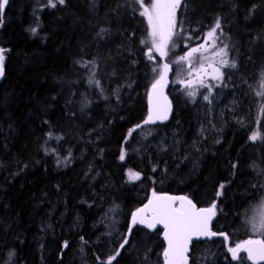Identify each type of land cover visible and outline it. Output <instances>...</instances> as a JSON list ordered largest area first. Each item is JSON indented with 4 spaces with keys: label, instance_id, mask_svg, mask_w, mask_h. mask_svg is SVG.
Wrapping results in <instances>:
<instances>
[{
    "label": "trees",
    "instance_id": "1",
    "mask_svg": "<svg viewBox=\"0 0 264 264\" xmlns=\"http://www.w3.org/2000/svg\"><path fill=\"white\" fill-rule=\"evenodd\" d=\"M187 2L177 11L183 31L177 28L176 55L185 51L184 36H202L219 17L220 40L237 64L226 77L253 83L264 73V0ZM140 11L134 0H66L55 8L9 0L0 13V264H105L126 236L112 264L149 263L128 250H147L148 242L164 249L159 230L131 224L147 201L138 185L184 195L198 207L215 201L213 231L227 234L229 246L250 237L264 189V97L239 95L200 140L195 105L170 71L172 119L144 124L154 61L162 66L175 56L147 58ZM254 132L261 138L250 140ZM159 135L156 151L151 143ZM130 170L140 179L130 180ZM103 216L109 235L98 223ZM224 245L221 235L193 243L188 264L197 253L202 264H237Z\"/></svg>",
    "mask_w": 264,
    "mask_h": 264
},
{
    "label": "snow or ice",
    "instance_id": "2",
    "mask_svg": "<svg viewBox=\"0 0 264 264\" xmlns=\"http://www.w3.org/2000/svg\"><path fill=\"white\" fill-rule=\"evenodd\" d=\"M66 0H48V5L55 8L57 4L63 6ZM139 5L140 15L146 17L148 21V37L141 40V45L145 47V55L150 61H154L153 52L159 55L162 59L169 58L172 53L175 58L168 59V62L159 65L158 61H154L156 66L152 71L157 73V78L151 85L149 92V101L152 107L149 109V114L143 121L144 124L155 123L157 119L166 120L168 112L171 111V104L168 103L167 96L164 95L163 89L168 85V73L175 71L178 79L173 83L182 85L185 95L193 99L197 95L196 87L207 89L206 93H201L203 100L211 103L209 97L212 95V88L227 86L224 84L226 73L222 71L225 68H237L236 61L228 59L227 44H223L220 37L223 35L221 29V19L216 18L214 24L202 36L197 34L187 35L183 38L185 43V51L182 55H176L175 49L178 45L176 39L178 33L177 28L181 31L182 22L177 20V11L181 7H188L187 0H153L151 5L146 4V0H134ZM9 0H0V13H3ZM32 33H36V29H31ZM101 29V32H104ZM193 32L198 33L199 30L193 29ZM98 35H100L98 33ZM223 44L219 46L217 42ZM190 42V43H188ZM4 49H0V77L4 75ZM173 65L176 66L173 69ZM86 66V65H85ZM261 78L264 80V73H261ZM213 82V83H209ZM219 82V83H216ZM89 83H93L90 79ZM99 86V81H95ZM261 89L264 90V83L261 84ZM257 95H264V91H258ZM119 99V97H117ZM161 99L164 103H161ZM153 101H155L153 103ZM142 125H136L140 128ZM131 131L129 135H131ZM150 134V133H149ZM51 136V133L48 134ZM261 138L258 133H253L249 139L255 141ZM57 139H60L59 137ZM125 159V154L121 153L120 160ZM233 168L237 165L233 164ZM155 171V169H153ZM130 180L140 179L139 173L129 171ZM224 186L221 185V188ZM217 195H220L218 192ZM217 205L215 201L210 207L198 208L191 199L186 196H168L158 195L153 192L152 199L136 212L132 214L133 224L140 223L149 229H153L156 225H162L164 229V239L167 241V247L163 252L165 264H187L186 254L189 251V245L193 239L200 237H212L221 235L227 241L229 237L225 233L212 232L208 228V224L212 217L216 215ZM150 214V215H146ZM252 229L254 232H260L264 235V200L261 202V211L257 216L253 217ZM131 233V227L129 228ZM83 241V238H81ZM129 240L124 237L119 248L111 255L105 264H112L121 254L120 249H123ZM67 246V242H65ZM228 251L231 253L233 260H240L242 257L240 252H246L248 260L256 264L258 260H264V240L248 239L234 246H229Z\"/></svg>",
    "mask_w": 264,
    "mask_h": 264
},
{
    "label": "rangeland",
    "instance_id": "3",
    "mask_svg": "<svg viewBox=\"0 0 264 264\" xmlns=\"http://www.w3.org/2000/svg\"><path fill=\"white\" fill-rule=\"evenodd\" d=\"M46 5H48V0H45ZM153 2V0H146V4L147 5H151ZM50 7V6H49ZM142 10V9H141ZM144 17V16H143ZM148 26V21L146 19V17H144ZM149 29V28H148ZM218 43V42H217ZM219 44V43H218ZM155 53V52H153ZM156 54V53H155ZM158 55V54H157ZM159 56V55H158ZM229 59V57H228ZM230 60V59H229ZM230 69V68H225L222 71L225 72V70ZM169 74L168 73V78H169ZM178 79V77H177ZM241 75L237 74L236 75V79L234 81H232L231 77H226L224 84H226L227 86H223V84L219 87H213L212 88V95L209 97V99L212 101L211 103H208L207 101L203 100V96L201 95V93H206L207 89L205 88H199L196 87V92L197 95L195 96V98L193 99L192 97H188L192 103H194V125L197 128V135L200 136V140H204L206 139L207 135H206V131L208 130V127L213 126L214 124H216L218 118L223 114V112L228 111V110H232L236 105H237V99L239 97V95H241L242 93H245L246 95H248V90L252 93L253 96H255L258 101H260L264 95H257L258 91H264L261 89V84L264 83V80H262L261 78V74H259L253 81V83H249V82H240L241 80ZM210 84L213 82H209ZM219 83V82H216ZM173 85H180L179 83H173ZM168 85H169V79H168ZM185 94V92H184ZM163 140H164V136L159 135L158 137L155 138V140L151 143V146L154 148V150L156 151H160L161 147L163 146ZM252 185H254L255 187H257V184L255 185L254 182L251 183ZM139 189H143V191L146 193H143L142 195L145 196L148 199L152 198V194L153 191H150L146 186L144 185H138ZM254 187V188H255ZM259 189V188H258ZM262 189V188H260ZM263 192H261V196H263L262 200H264V189H262ZM260 193V191H259ZM261 211V204H259L256 209L252 212L251 214V224H250V228H249V232H250V237L248 239H261L260 237L262 236L260 234V232H254L252 229V223L255 222L253 221V217L257 216L258 212ZM135 212V211H134ZM131 213V224L132 226L134 225L132 223V214ZM110 220L108 217H99L98 223L102 224L103 228L105 229V233L106 234H111L110 231ZM150 232V231H148ZM149 247L147 248V250H142L140 248V244H131L130 246H128V250L133 252L134 254L138 255L139 259H148L149 263L147 264H165V259L163 256V252H159L157 249H155V244L148 242ZM225 250L228 251V243L225 240ZM143 247V246H142ZM164 247V246H163ZM229 255H231V253L228 251ZM200 254L197 253L195 260L193 262V264H202V261L200 259ZM246 258V257H245ZM237 264H248L247 259H245L244 261L242 260L237 262Z\"/></svg>",
    "mask_w": 264,
    "mask_h": 264
},
{
    "label": "water",
    "instance_id": "4",
    "mask_svg": "<svg viewBox=\"0 0 264 264\" xmlns=\"http://www.w3.org/2000/svg\"><path fill=\"white\" fill-rule=\"evenodd\" d=\"M263 48H264V41H263ZM3 68H4V66H3ZM4 77H5V69H4V75L2 76V77H0V83L3 81V79H4ZM167 87H168V85H167ZM167 87H165L164 89H163V92H164V95L165 96H167V98H168V103H170L171 104V111H169L168 112V118L166 119V120H159V119H157L156 121H155V123H151V124H148V125H163V124H166L167 122H169L171 119H172V116H173V114H174V109H173V105H172V102L170 101V99H169V97H168V95H167ZM150 90H151V87L149 88V91H148V96H147V116H148V114H149V109H150V107H152V104H150V101H149V92H150ZM155 101H153V103H154ZM161 103H164V101L161 99V101H160ZM158 195H168V196H184V195H180V194H168V193H161V194H158ZM188 198V197H187ZM150 199H152V198H150ZM150 199H148L142 206H140L138 209H140V208H143L147 203H148V201L150 200ZM193 202V201H192ZM194 203V202H193ZM195 204V203H194ZM198 207V206H197ZM198 208H205V207H198ZM137 211V210H136ZM135 211V212H136ZM146 215H150V214H146ZM133 223V222H132ZM213 224H214V217H212V219H211V221L209 222V224H208V228H209V230L210 231H212V232H214L213 231ZM135 226H138V227H141V228H144V229H146L147 231H153V230H159L160 232H161V241H162V244H163V246H164V250H165V248L167 247V241L164 239V229H163V226L162 225H156V227L155 228H153V229H149V228H147L145 225H143V224H140V223H136V224H134ZM214 238V236H212V237H200L199 239H196V238H194L193 239V241H192V243L189 245V251H188V253L186 254V257H187V264H188V262H189V258H190V255H191V249H192V245H193V243H196V242H207V241H210V240H212ZM252 239H254V238H252ZM248 240V239H247ZM255 240V239H254ZM239 255H244L245 257H246V259H247V261L250 263V264H253V262L252 261H250V260H248V258H247V253L246 252H240L239 253ZM256 264H264V260H258L257 262H256Z\"/></svg>",
    "mask_w": 264,
    "mask_h": 264
}]
</instances>
